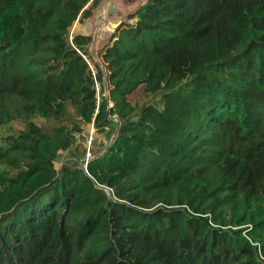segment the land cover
I'll return each instance as SVG.
<instances>
[{"label":"trees","instance_id":"16d2710c","mask_svg":"<svg viewBox=\"0 0 264 264\" xmlns=\"http://www.w3.org/2000/svg\"><path fill=\"white\" fill-rule=\"evenodd\" d=\"M98 2L0 0V130L26 125L0 146V264H264V0H150L100 52L108 101L69 39ZM92 123L114 142L58 169Z\"/></svg>","mask_w":264,"mask_h":264},{"label":"rangeland","instance_id":"374dc122","mask_svg":"<svg viewBox=\"0 0 264 264\" xmlns=\"http://www.w3.org/2000/svg\"><path fill=\"white\" fill-rule=\"evenodd\" d=\"M88 8V6H87ZM91 27L87 20H83V22H76L71 29L70 33V42H72L73 38L77 34H90ZM91 69L94 70V66L90 65ZM95 89L97 92V97L99 99V103L102 102V94L100 84L95 85ZM129 100L131 103L140 110L142 107L148 104L152 99L145 92L144 87L139 88L135 91L130 97ZM110 106H113L110 103ZM71 112L72 109H70ZM109 119L113 121L116 125H119V121L116 116H109ZM34 122L36 125L41 127L45 132H50L55 127V122L50 119H45L42 116H35ZM82 132L80 134L75 135V140L73 146L66 150L62 151L59 154V158L57 160L56 166L60 169L63 165L73 166L78 164V166L85 167L87 161L93 159L96 154L100 152V154H104L106 151L105 145L108 146L114 142L116 138L115 130L110 136H107L106 133L99 131L94 124H81ZM26 130V125L22 121H14L6 127H3L0 130V146L6 145V138L10 135L18 136L19 133Z\"/></svg>","mask_w":264,"mask_h":264},{"label":"water","instance_id":"95a60500","mask_svg":"<svg viewBox=\"0 0 264 264\" xmlns=\"http://www.w3.org/2000/svg\"><path fill=\"white\" fill-rule=\"evenodd\" d=\"M150 0H99L91 9L87 22L91 27L90 42L87 45L89 56L99 68L102 75V85L105 100H109L108 71L100 56L114 36L130 19L136 16Z\"/></svg>","mask_w":264,"mask_h":264},{"label":"built area","instance_id":"2783aa9c","mask_svg":"<svg viewBox=\"0 0 264 264\" xmlns=\"http://www.w3.org/2000/svg\"><path fill=\"white\" fill-rule=\"evenodd\" d=\"M88 162V161H87ZM86 166V165H85ZM107 194H110L108 190H106Z\"/></svg>","mask_w":264,"mask_h":264}]
</instances>
